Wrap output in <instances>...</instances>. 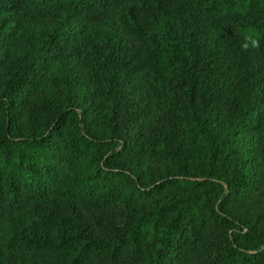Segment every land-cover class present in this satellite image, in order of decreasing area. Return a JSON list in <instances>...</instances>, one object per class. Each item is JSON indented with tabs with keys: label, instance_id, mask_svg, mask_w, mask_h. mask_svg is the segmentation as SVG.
Here are the masks:
<instances>
[{
	"label": "trees",
	"instance_id": "trees-1",
	"mask_svg": "<svg viewBox=\"0 0 264 264\" xmlns=\"http://www.w3.org/2000/svg\"><path fill=\"white\" fill-rule=\"evenodd\" d=\"M0 264H264V0H0Z\"/></svg>",
	"mask_w": 264,
	"mask_h": 264
},
{
	"label": "clouds",
	"instance_id": "clouds-1",
	"mask_svg": "<svg viewBox=\"0 0 264 264\" xmlns=\"http://www.w3.org/2000/svg\"><path fill=\"white\" fill-rule=\"evenodd\" d=\"M260 46V38L257 37L256 33L251 29L246 30V34L243 36V42L240 45L241 50L254 51Z\"/></svg>",
	"mask_w": 264,
	"mask_h": 264
}]
</instances>
